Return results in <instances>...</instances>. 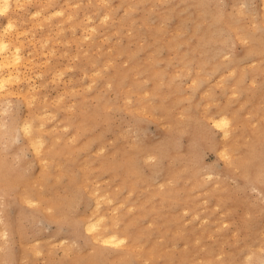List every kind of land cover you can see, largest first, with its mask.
I'll list each match as a JSON object with an SVG mask.
<instances>
[{
	"label": "rangeland",
	"instance_id": "374dc122",
	"mask_svg": "<svg viewBox=\"0 0 264 264\" xmlns=\"http://www.w3.org/2000/svg\"><path fill=\"white\" fill-rule=\"evenodd\" d=\"M210 17L220 28L202 62ZM253 35L264 41V0L12 1L0 57L19 46L21 59L1 70L13 75L0 88V264H264Z\"/></svg>",
	"mask_w": 264,
	"mask_h": 264
},
{
	"label": "bare ground",
	"instance_id": "6f19581e",
	"mask_svg": "<svg viewBox=\"0 0 264 264\" xmlns=\"http://www.w3.org/2000/svg\"><path fill=\"white\" fill-rule=\"evenodd\" d=\"M12 1H18V0H0V12H3V11H5L6 9H8V7L10 6V4L12 3ZM213 17H210V21H208V23L207 24H205L204 26H203V28L201 29V33H200V35H199V37H198V43H197V47H200L199 49L202 51V53H203V56H202V58H201V61L202 62H205L206 61V59L208 58V56L209 55H211V54H213L215 51H214V49L212 48V45H213V43L215 42V41H217L216 39H215V37L213 36L215 33H217L218 32V30H219V28H220V24H219V22L218 21H216V20H214V18L212 19ZM198 24V23H197ZM8 25H9V21H8ZM240 28H242V27H240ZM253 43H254V45L252 46V50L253 51H256V52H259V53H262V52H264V41H262L261 39H260V36H258V37H255V35H253ZM244 40H246V39H244ZM9 43H8V41L7 40H5V39H3V37L2 38H0V50H3V52L5 51L6 52V50H7V48H8V45ZM10 48V47H9ZM13 48H14V46H13ZM20 47L18 46L17 48H16V52H15V54H14V58H12L13 60H12V62L13 61H19V59H21V54H20V49H19ZM192 48V47H191ZM15 51V50H14ZM13 51V52H14ZM2 52V51H1ZM8 52V51H7ZM2 54V53H1ZM11 57V56H10ZM200 61V62H201ZM11 62V60L9 59V55H6V56H3V57H0V88L1 87H4L5 85H6V82L9 80V78H10V76L11 75H13L12 74V72H9L8 74H5V73H3V72H1V70H2V67H4V66H6L7 64H9ZM12 62H11V64H12ZM15 64H17V63H15ZM19 64V63H18ZM201 64H203V63H201ZM12 65H14V64H12ZM204 65V64H203ZM135 66V68H138V70H140V69H144V66L142 65V64H135L134 65ZM125 70H121V72H124ZM124 74H127V72L125 73H122L121 74V76H123ZM16 77H20V74L18 73V74H16ZM31 84V83H30ZM27 90V89H26ZM226 115V114H225ZM225 117V116H224ZM228 118H230V117H228ZM224 119V121H226V120H228V122H230V120L229 119ZM227 122V121H226ZM227 122V123H228ZM218 123H220L219 122V120H218V122H217V124ZM221 124V123H220ZM222 125V124H221ZM224 125V124H223ZM229 125V124H228ZM23 127V129H24V132H26V134L27 133H30V131H31V124L30 125H24L23 124V126H21V128ZM226 127H227V125H226ZM229 131V130H228ZM224 133H227V131H224ZM25 134V135H26ZM32 141V140H31ZM30 141V142H31ZM38 141V140H37ZM36 141V142H37ZM42 141V140H41ZM40 141V142H41ZM31 143H33V142H31ZM32 145V144H31ZM34 145V144H33ZM37 146V145H36ZM36 146H34V147H36ZM40 146V145H39ZM41 148V147H40ZM39 149V148H38ZM35 150V149H34ZM39 152H40V150H39ZM127 163H129V164H132L133 165V160L131 159V158H128V161H127ZM100 197V196H99ZM107 200H108V198H107ZM112 200V199H111ZM111 200H110V202H111ZM30 201H33V200H30ZM37 201V200H36ZM35 201V202H36ZM97 201V200H96ZM100 203H98L97 204V206L99 205ZM48 208H50V207H48ZM95 208H96V206H95ZM97 210H98V208H97ZM103 218V217H102ZM100 219V218H99ZM94 221V220H93ZM93 221H87V223H86V227L87 228H91L90 230L92 231V228H94V227H97V224L95 223V221L93 222ZM96 221H98V220H96ZM99 221H101V220H99ZM126 222L128 223V222H131L130 220H126ZM99 223V222H98ZM126 223V227H124L123 229L127 232L124 236L125 237H129L130 239H131V242H135V241H137L136 239L138 238V234H135V233H130V230H129V224H127ZM95 229V228H94ZM93 229V230H94ZM96 229H98V227L96 228ZM4 232V231H3ZM114 232H111V233H103L102 235V237H101V240L102 241H108V242H110V241H113L114 240V238H116V237H114ZM4 236H5V234H4ZM95 239V238H94ZM96 240V239H95ZM100 240V241H101ZM150 245V247H146L147 248V250L145 251V253H150V252H152V251H158L159 249H153L154 248V244H152V243H150L149 244ZM102 252V250L100 249L97 253H101ZM159 256V255H158ZM95 263H97V261H96V259L95 258H93V260H90V264H95Z\"/></svg>",
	"mask_w": 264,
	"mask_h": 264
}]
</instances>
